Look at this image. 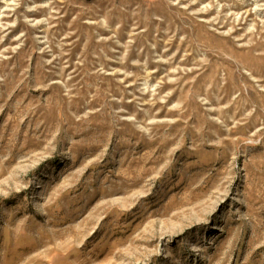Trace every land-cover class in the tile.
<instances>
[{
	"label": "rangeland",
	"instance_id": "1",
	"mask_svg": "<svg viewBox=\"0 0 264 264\" xmlns=\"http://www.w3.org/2000/svg\"><path fill=\"white\" fill-rule=\"evenodd\" d=\"M0 264H264V0H0Z\"/></svg>",
	"mask_w": 264,
	"mask_h": 264
}]
</instances>
